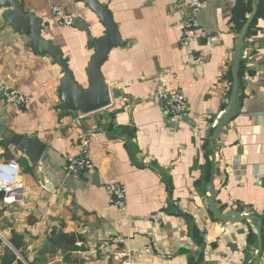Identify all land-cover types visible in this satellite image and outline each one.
Listing matches in <instances>:
<instances>
[{
    "label": "crops",
    "instance_id": "obj_1",
    "mask_svg": "<svg viewBox=\"0 0 264 264\" xmlns=\"http://www.w3.org/2000/svg\"><path fill=\"white\" fill-rule=\"evenodd\" d=\"M20 1L43 20V37L62 50L86 89L96 52L88 36L105 34L98 17L78 0ZM98 1L109 7L124 45L102 67L111 105L81 124L59 100L61 68L35 55L31 38L19 35L0 9V81L29 101L17 110L0 97V164L17 162L24 188L20 200L0 199L6 243L0 258L23 251L31 264H121L129 253L133 264H264V0H205L197 16L204 37L188 46L185 0ZM254 6L242 46L239 111L215 139L211 125L229 104L237 40ZM56 8L74 24L59 23ZM199 53L205 64L188 65ZM161 89L184 94L191 124L169 122L157 98ZM7 132L38 136L47 144L46 161L32 166ZM83 136L91 137L94 168L77 180L66 158L78 154ZM111 183L127 190L126 216L110 202ZM211 183L223 215L261 219L262 249L251 221L212 215ZM153 214L163 216L160 225L146 221ZM59 230L77 235L76 248L39 259L34 250ZM144 248L150 253L138 252Z\"/></svg>",
    "mask_w": 264,
    "mask_h": 264
},
{
    "label": "water",
    "instance_id": "obj_2",
    "mask_svg": "<svg viewBox=\"0 0 264 264\" xmlns=\"http://www.w3.org/2000/svg\"><path fill=\"white\" fill-rule=\"evenodd\" d=\"M85 4L100 20L101 25L105 28V34L99 38H94L89 34L90 45L96 50L91 58L87 69V88L83 89L77 81L74 72L71 70L69 61L65 58L62 50L52 41L43 37L44 22L33 13L26 12L23 3L20 0H0V9H4V15L9 25L22 36L31 38L30 48L37 56L48 57L54 65L61 68L63 78L60 82L58 91L61 104L73 114L90 115L108 108L112 102V92L106 84L102 74V67L107 61L110 52L124 45L118 27L115 24L112 13L107 5L98 0H78ZM257 15V8L254 6L249 19L237 40L236 57L232 66V94L229 104L219 121L218 127L214 132V138L219 139L224 128L237 116L239 111V70L242 58V46L247 32ZM184 121L191 124L189 118L185 116ZM78 124L81 120L77 119ZM15 147L19 148L30 160L32 166L47 159L45 144L38 136H23L7 132L5 135ZM210 211L212 215L221 222H239L248 220L255 225L254 233L258 236L259 247L262 249V221L256 216H238L229 217L218 211L215 203L216 193L213 184H210ZM0 199H5V194L0 193ZM22 199L19 197L16 200ZM10 202H13L10 200ZM78 237L75 233H64L63 230L46 240L42 246L34 250L39 259L46 257H55L59 254V248L65 246L71 250L77 246Z\"/></svg>",
    "mask_w": 264,
    "mask_h": 264
},
{
    "label": "built area",
    "instance_id": "obj_3",
    "mask_svg": "<svg viewBox=\"0 0 264 264\" xmlns=\"http://www.w3.org/2000/svg\"><path fill=\"white\" fill-rule=\"evenodd\" d=\"M185 5L190 11V17L186 20L183 27L182 44L184 46L190 45L194 40H199L204 35L198 33L197 16L205 7V0H185ZM54 16L57 21L64 25H73L75 19L72 15L67 13L61 8L54 10ZM206 62L204 53L194 54L188 59V65L203 66ZM0 97L2 101L10 107L17 110L26 108L29 103L28 99L19 91L10 88L4 82L0 81ZM158 101L160 102L165 114L168 116L169 122L179 123L187 116L188 102L186 97L179 90H166L161 89L157 94ZM85 115L78 114L77 119H81ZM223 113L219 114L217 119L212 123V128H217L219 121L222 119ZM91 150V137L83 136L80 139L79 152L76 156H67L66 168L74 179H81L82 175L91 171L94 164L90 156ZM19 165L15 161L0 164V193L5 194V202L16 201L19 197L22 198L24 191L23 185L19 181ZM106 190L110 196L112 206L117 210L119 215H127V190L124 186L111 183L106 186ZM163 216L161 214H153L149 216L146 221L149 223L161 224ZM115 243H121V238H115ZM138 252L142 254L150 253L149 248H144ZM121 264H133L131 254L125 253L121 256ZM12 264H21L20 262H13Z\"/></svg>",
    "mask_w": 264,
    "mask_h": 264
},
{
    "label": "rangeland",
    "instance_id": "obj_4",
    "mask_svg": "<svg viewBox=\"0 0 264 264\" xmlns=\"http://www.w3.org/2000/svg\"><path fill=\"white\" fill-rule=\"evenodd\" d=\"M0 243H2V245L5 246V242H4V237L0 236ZM25 252L21 251L19 252V255H12V256H7L5 258H0V264H10L13 262H20L21 264H31L28 259L25 256Z\"/></svg>",
    "mask_w": 264,
    "mask_h": 264
},
{
    "label": "trees",
    "instance_id": "obj_5",
    "mask_svg": "<svg viewBox=\"0 0 264 264\" xmlns=\"http://www.w3.org/2000/svg\"><path fill=\"white\" fill-rule=\"evenodd\" d=\"M246 23H247V22H246ZM246 23H245V24H246ZM245 24H244V26H245ZM242 29H243V28H242ZM248 31H249V30H248ZM247 33H248V32H247Z\"/></svg>",
    "mask_w": 264,
    "mask_h": 264
}]
</instances>
